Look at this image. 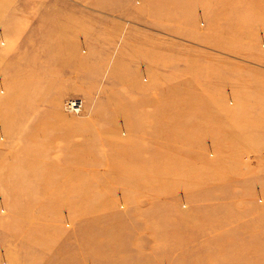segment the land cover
Wrapping results in <instances>:
<instances>
[{
  "label": "rangeland",
  "instance_id": "rangeland-1",
  "mask_svg": "<svg viewBox=\"0 0 264 264\" xmlns=\"http://www.w3.org/2000/svg\"><path fill=\"white\" fill-rule=\"evenodd\" d=\"M0 264H264V0H0Z\"/></svg>",
  "mask_w": 264,
  "mask_h": 264
},
{
  "label": "crops",
  "instance_id": "crops-1",
  "mask_svg": "<svg viewBox=\"0 0 264 264\" xmlns=\"http://www.w3.org/2000/svg\"><path fill=\"white\" fill-rule=\"evenodd\" d=\"M155 31V30H154ZM170 29L168 28V26L165 27V25L163 24L162 28H161V32H157L155 31L154 34L159 35V36H170L171 33L169 32ZM179 35V34H178Z\"/></svg>",
  "mask_w": 264,
  "mask_h": 264
},
{
  "label": "bare ground",
  "instance_id": "bare-ground-1",
  "mask_svg": "<svg viewBox=\"0 0 264 264\" xmlns=\"http://www.w3.org/2000/svg\"><path fill=\"white\" fill-rule=\"evenodd\" d=\"M72 106L75 107L74 111L78 112L82 106V103L78 101L77 103H74Z\"/></svg>",
  "mask_w": 264,
  "mask_h": 264
},
{
  "label": "built area",
  "instance_id": "built-area-1",
  "mask_svg": "<svg viewBox=\"0 0 264 264\" xmlns=\"http://www.w3.org/2000/svg\"><path fill=\"white\" fill-rule=\"evenodd\" d=\"M78 101H76V102H70L69 104H67V108H69L70 110H72V111H74V109H75V107H73L72 105L74 104V103H77ZM75 112V111H74Z\"/></svg>",
  "mask_w": 264,
  "mask_h": 264
}]
</instances>
